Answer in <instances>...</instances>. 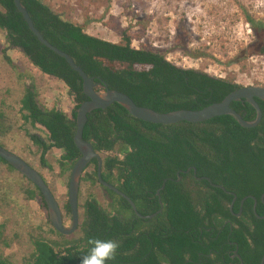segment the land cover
Masks as SVG:
<instances>
[{
  "label": "trees",
  "instance_id": "16d2710c",
  "mask_svg": "<svg viewBox=\"0 0 264 264\" xmlns=\"http://www.w3.org/2000/svg\"><path fill=\"white\" fill-rule=\"evenodd\" d=\"M21 3L44 38L94 78L97 91L105 90L106 85L127 94L139 106L163 113L201 109L242 86L231 78L177 65L152 47H134V37L126 28L113 27L120 40L112 42L88 33L83 23L43 0ZM247 20L255 26L252 18ZM0 29L7 43L2 52L10 64L6 50L17 48L40 72L67 88L74 102L69 113L40 105L32 86L25 89L20 109L26 122L39 124L47 132L45 138L28 134L38 148L40 165L50 167L46 155L55 148L62 150L60 168L71 170L81 156L73 140L76 109L87 100L81 77L63 57L38 41L14 0H0ZM258 53L264 55V43ZM256 101L262 117L252 128L242 127L231 115L202 122L152 123L132 116L118 103L90 111L84 140L97 152H111L102 156L103 180L126 194L140 214L161 212L152 218L138 217L124 197L104 188L109 197L106 206L91 196L78 203L82 212L77 238L67 240L53 228L62 240L34 238L33 251L23 264H81L91 247L88 241L94 238L119 243L115 259L108 264H241L235 251L244 264H261L264 218L257 215H264L260 201L264 193V101ZM231 107L245 120L256 117V110L245 99L233 101ZM0 162L17 171L1 157ZM188 168L191 170L184 172ZM203 177L236 194L233 211L229 209L233 197ZM83 181L103 187L97 177L96 159L84 169L80 185ZM33 186L26 190L27 197L33 199L39 194L46 206L41 192ZM248 195L258 199L256 214L253 200L247 198L236 215L240 200ZM62 210L70 216L68 201ZM0 264L13 263L0 254Z\"/></svg>",
  "mask_w": 264,
  "mask_h": 264
},
{
  "label": "rangeland",
  "instance_id": "374dc122",
  "mask_svg": "<svg viewBox=\"0 0 264 264\" xmlns=\"http://www.w3.org/2000/svg\"><path fill=\"white\" fill-rule=\"evenodd\" d=\"M66 17L83 23L88 33L106 40H120L117 29L126 28L134 47H152L183 67H192L236 83L264 87V0H43ZM247 17L255 21L251 26ZM5 32L0 29V144L22 157L46 179L61 210L67 201L70 170H62V150L52 148L46 155L50 167L39 163V151L28 134L43 138L46 130L32 126L23 118L21 98L29 86L35 88L40 105L69 113L74 102L64 84L40 72L17 48L6 50ZM111 152H101V156ZM90 168H88L89 170ZM34 189L21 173L0 162V254L13 264H23L33 251L32 240L43 237L62 240L49 220L39 194L29 199L26 190ZM94 197L102 206L109 200L98 185L82 182L78 193L81 205ZM82 209L79 208V215ZM63 223L71 218L62 210ZM81 217V216H80ZM80 235L75 230L67 240Z\"/></svg>",
  "mask_w": 264,
  "mask_h": 264
},
{
  "label": "water",
  "instance_id": "95a60500",
  "mask_svg": "<svg viewBox=\"0 0 264 264\" xmlns=\"http://www.w3.org/2000/svg\"><path fill=\"white\" fill-rule=\"evenodd\" d=\"M14 4L18 11L22 14L24 20L26 21L30 31L36 36L38 41L48 47L50 50L54 51L59 56L63 57L70 67L76 71L82 79V87L87 100L83 101L79 107L76 109V131L73 137L75 146L79 150L81 156L73 164L68 181V191H67V201L70 209L71 224L66 227L63 223L62 210L55 199L49 186L46 184L42 175L33 168L27 161H25L19 155L13 153L12 151L4 148L0 145V157L3 158L8 164H10L14 169L21 173L25 178H27L31 183H33L38 190L41 192L42 198L45 202L49 220L53 228L63 235L72 234L78 227L79 224V206H78V193L81 175L92 159L97 160V177L99 182L106 188L116 192L117 194L124 197L135 214L143 219L152 218L157 213L161 212L159 209L157 212L150 215L140 214L134 202L123 192L117 189L115 186L107 183L103 180L101 176L102 168V157L99 152L95 151L92 144L83 138V129L87 121V114L94 109H104L112 103H118L122 105L129 114L132 116L147 122L158 123V124H172L180 121L187 122H202L213 117L221 115H231L237 122L244 128L255 127L261 120L262 111L259 107L257 99L264 101V87L260 85H246L241 86L230 93H228L221 101L212 103L198 110H188V109H178L170 112H157L151 108L137 105L131 97L127 94L112 90L105 85V90L97 91L95 89L96 84L93 77L87 75V73L75 63L73 58L66 52L60 50L58 47L52 45L47 39L44 38L43 34L37 29L27 11L25 6L21 3V0H14ZM245 99L250 103L256 110V117L253 120H245L234 108L231 107L233 101H239ZM191 168H188L184 172H189ZM195 173V168H193ZM179 174V172H178ZM207 179L213 186L222 189L224 192L233 195V202L236 200V195L232 192L227 191L223 186L214 184L208 177H203ZM180 176L178 175V179ZM197 179H201L198 178ZM165 182V181H164ZM164 187V183L157 190L159 195L160 189ZM254 203L256 204V198L250 196ZM243 198L240 203V207L243 204ZM264 199V194L261 196ZM162 205V204H161ZM232 211V206H230ZM241 210V209H240ZM240 214V211L239 213ZM237 214V215H238ZM259 218H264V215L258 216ZM235 256L240 260L241 264H244L240 255L235 253ZM264 263V257L262 258L261 264Z\"/></svg>",
  "mask_w": 264,
  "mask_h": 264
},
{
  "label": "clouds",
  "instance_id": "9594fccd",
  "mask_svg": "<svg viewBox=\"0 0 264 264\" xmlns=\"http://www.w3.org/2000/svg\"><path fill=\"white\" fill-rule=\"evenodd\" d=\"M91 245L88 253L81 259V264H108L114 260L119 243L113 239H89Z\"/></svg>",
  "mask_w": 264,
  "mask_h": 264
},
{
  "label": "flooded vegetation",
  "instance_id": "af4514ba",
  "mask_svg": "<svg viewBox=\"0 0 264 264\" xmlns=\"http://www.w3.org/2000/svg\"><path fill=\"white\" fill-rule=\"evenodd\" d=\"M100 153V152H99ZM101 155V154H100ZM102 157V156H101ZM102 165H103V159H102ZM101 170H102V168H101ZM107 182V181H106ZM108 183V182H107ZM101 184V183H100ZM110 184V183H109ZM112 185V184H111ZM103 186V185H102ZM101 187V186H100ZM105 192H106V190L104 189V188H106V187H101ZM229 192H231V191H229ZM232 193H234V192H232ZM107 194V193H106ZM228 195H231V194H229V193H227ZM235 194V193H234ZM264 194V193H263ZM262 194V195H263ZM236 195V194H235ZM261 195V196H262ZM232 197H233V195H231ZM250 196H253V195H248V196H246V199L247 198H250V199H252ZM254 197V196H253ZM245 198V197H244ZM256 198V197H255ZM243 199V198H242ZM241 199V200H242ZM245 199V200H246ZM236 200H237V196H236ZM236 200L233 202V199H232V201L229 203V209H230V206H232V211H233V205H234V203L236 202ZM241 200H240V203H241ZM245 200L243 201V204L241 205V207L239 206V208L241 209V210H239L240 211V213H241V211H242V209H243V205H244V202H245ZM253 200V199H252ZM260 201L262 202V203H264V199L262 200L261 199V197H260ZM257 204H258V199L256 198V204L254 203V200H253V207H252V209H253V212L256 214V206H257ZM239 213V212H238ZM237 213V214H238ZM236 214V215H237ZM239 215V214H238ZM257 217H258V215H257ZM259 218V217H258ZM235 253H237V251H235ZM238 254V253H237ZM235 255V254H234ZM261 262H262V259H261ZM264 264V263H263Z\"/></svg>",
  "mask_w": 264,
  "mask_h": 264
}]
</instances>
